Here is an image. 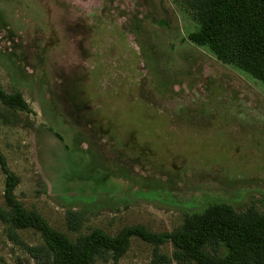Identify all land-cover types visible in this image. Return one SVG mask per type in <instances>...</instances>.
<instances>
[{
	"label": "rangeland",
	"instance_id": "1",
	"mask_svg": "<svg viewBox=\"0 0 264 264\" xmlns=\"http://www.w3.org/2000/svg\"><path fill=\"white\" fill-rule=\"evenodd\" d=\"M197 28L181 0H0V86L28 105L0 102V151L26 208L70 239L171 231L213 203L264 212V83L192 43ZM152 259L133 237L118 264ZM0 264L47 263L0 220Z\"/></svg>",
	"mask_w": 264,
	"mask_h": 264
},
{
	"label": "trees",
	"instance_id": "2",
	"mask_svg": "<svg viewBox=\"0 0 264 264\" xmlns=\"http://www.w3.org/2000/svg\"><path fill=\"white\" fill-rule=\"evenodd\" d=\"M181 2L198 25L188 34L192 43L206 46L217 60L264 83V0ZM0 102L9 108L28 110L19 92L8 93L1 86ZM0 169L5 176L0 220L6 226L8 239L35 260L47 264H96L97 259H109L118 264L131 238L136 237L153 246V264H264V212L253 206L236 211L227 203H213L201 212L186 215L182 224L171 231L153 232L133 224L114 235L95 228L70 239L16 197L19 177L9 169L1 151ZM66 221L70 230L79 229L75 212H68ZM26 228L39 232L43 244L24 243L17 230ZM166 242L172 245L170 257L159 251ZM221 248L224 254L219 253Z\"/></svg>",
	"mask_w": 264,
	"mask_h": 264
}]
</instances>
